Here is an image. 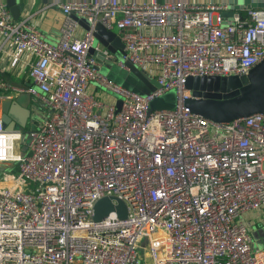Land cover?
<instances>
[{
    "label": "built area",
    "instance_id": "2783aa9c",
    "mask_svg": "<svg viewBox=\"0 0 264 264\" xmlns=\"http://www.w3.org/2000/svg\"><path fill=\"white\" fill-rule=\"evenodd\" d=\"M45 1L62 14L55 44L0 0L5 66L25 84L0 70V102L26 93L37 119L24 152L22 130L0 120V264H264L241 220L264 207V113L214 122L185 105L184 87L189 76H240L259 63L264 8ZM98 23L119 35L123 61L156 80L153 91L139 96L99 73L87 56ZM169 90L174 107L149 110ZM103 196L122 200L126 217L93 221Z\"/></svg>",
    "mask_w": 264,
    "mask_h": 264
},
{
    "label": "water",
    "instance_id": "95a60500",
    "mask_svg": "<svg viewBox=\"0 0 264 264\" xmlns=\"http://www.w3.org/2000/svg\"><path fill=\"white\" fill-rule=\"evenodd\" d=\"M45 3V0H37ZM234 8L242 9L243 7L264 8V0H235ZM5 3L14 20H17L23 6L22 2L17 0H5ZM83 29L89 26L83 19L72 15ZM94 40L98 45L92 44L88 49L87 56L95 60L101 65L103 60L109 55L123 61L122 49L123 43L119 35L113 31L106 29L101 23L94 26ZM126 68L143 82L149 91H153L158 85L154 78H151L145 71L136 65L123 61ZM184 87L190 91V97L185 101V105L193 112L201 115L214 122H225L237 117H246L253 113H264V58L251 67L244 75L229 76H189L185 79ZM27 96V103H31L30 96ZM175 92L173 90L155 97L151 103L149 110L152 109H170L175 105ZM120 100L117 101L119 106ZM32 108V106H31ZM0 120L3 122L7 130L14 127L23 130L27 119L31 114V110L26 105L19 104L15 99H2L0 102ZM29 136L23 132L20 137L21 151L27 149ZM112 196H103L99 198L93 206L92 219L95 222L100 221L110 211H115L119 218H125L127 207L125 203ZM145 242L143 239L140 247V253L145 252ZM146 261L148 258L145 257Z\"/></svg>",
    "mask_w": 264,
    "mask_h": 264
},
{
    "label": "crops",
    "instance_id": "0c3cea01",
    "mask_svg": "<svg viewBox=\"0 0 264 264\" xmlns=\"http://www.w3.org/2000/svg\"><path fill=\"white\" fill-rule=\"evenodd\" d=\"M17 1L23 3L18 19L26 17L27 23L34 25L50 43H57L61 35L62 23V14L59 9L37 0ZM80 33H82V29H80ZM6 48L8 45L3 44L0 40V70L10 82L19 81L14 72L6 69V58L3 53ZM241 220L248 227L253 246L262 250L264 254V207L245 212L241 216Z\"/></svg>",
    "mask_w": 264,
    "mask_h": 264
},
{
    "label": "rangeland",
    "instance_id": "374dc122",
    "mask_svg": "<svg viewBox=\"0 0 264 264\" xmlns=\"http://www.w3.org/2000/svg\"><path fill=\"white\" fill-rule=\"evenodd\" d=\"M36 3H39L36 1ZM227 13L226 15H229ZM94 45H98L97 42L93 41ZM99 73L108 79L111 83L115 84L118 87L125 88L139 96H145L150 91L147 86L141 82L137 77H135L128 68L120 66L118 60L110 57L109 55L103 60L101 65H96ZM12 86H20L23 87L25 84L20 81L11 82ZM103 92L106 95H111L114 98H119L120 95L116 91L107 88L106 86H97L96 94H100ZM105 95V96H106ZM100 99H103L101 95H99ZM13 99H15L19 104L27 107V109L31 110V106L35 105V103H27V96L25 93H14ZM33 120H37L35 114H31L27 119L26 125L22 132L27 136L28 132L34 126Z\"/></svg>",
    "mask_w": 264,
    "mask_h": 264
}]
</instances>
